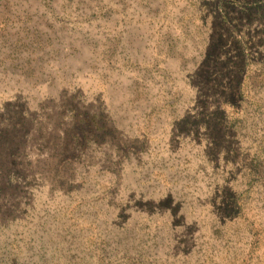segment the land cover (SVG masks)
<instances>
[{
  "label": "rangeland",
  "instance_id": "374dc122",
  "mask_svg": "<svg viewBox=\"0 0 264 264\" xmlns=\"http://www.w3.org/2000/svg\"><path fill=\"white\" fill-rule=\"evenodd\" d=\"M0 264H264V0H0Z\"/></svg>",
  "mask_w": 264,
  "mask_h": 264
}]
</instances>
